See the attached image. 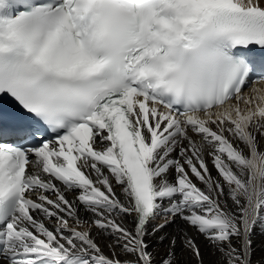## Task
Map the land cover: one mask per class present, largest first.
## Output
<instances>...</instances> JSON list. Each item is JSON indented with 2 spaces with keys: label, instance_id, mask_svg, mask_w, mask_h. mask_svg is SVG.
<instances>
[{
  "label": "snow or ice",
  "instance_id": "obj_1",
  "mask_svg": "<svg viewBox=\"0 0 264 264\" xmlns=\"http://www.w3.org/2000/svg\"><path fill=\"white\" fill-rule=\"evenodd\" d=\"M258 84L264 0H0V264H253Z\"/></svg>",
  "mask_w": 264,
  "mask_h": 264
},
{
  "label": "bare ground",
  "instance_id": "obj_2",
  "mask_svg": "<svg viewBox=\"0 0 264 264\" xmlns=\"http://www.w3.org/2000/svg\"><path fill=\"white\" fill-rule=\"evenodd\" d=\"M258 88H262L264 89V86H258ZM259 149L261 151H264V140H261L260 142V146ZM209 164H211V162L209 161ZM212 174L213 176L216 175V171L215 169H212ZM117 191H119V189H117ZM175 225H173V229H175ZM257 229L259 230H263L264 231V223H258L255 227V230L253 232L252 235V241H253V264H264V234L263 235H259L257 233ZM260 232V231H259ZM195 235V233H193ZM198 240L201 241V243L203 244V237H197ZM105 240L109 239L108 237L104 238ZM154 248H158L160 247L157 244L153 245ZM105 251L107 252V248H105ZM202 251L204 254V261L205 264H212V262L216 259V256L213 254L212 250L210 248H203L202 247Z\"/></svg>",
  "mask_w": 264,
  "mask_h": 264
},
{
  "label": "rangeland",
  "instance_id": "obj_3",
  "mask_svg": "<svg viewBox=\"0 0 264 264\" xmlns=\"http://www.w3.org/2000/svg\"><path fill=\"white\" fill-rule=\"evenodd\" d=\"M256 230H257V233H258L259 235H260V234H261V235L264 234V231H263V230H259V229H257V228H256ZM259 231H260V232H259Z\"/></svg>",
  "mask_w": 264,
  "mask_h": 264
}]
</instances>
